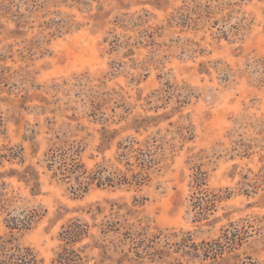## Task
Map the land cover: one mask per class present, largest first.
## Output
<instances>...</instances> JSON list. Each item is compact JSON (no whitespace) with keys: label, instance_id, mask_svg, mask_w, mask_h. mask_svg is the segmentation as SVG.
<instances>
[{"label":"rangeland","instance_id":"rangeland-1","mask_svg":"<svg viewBox=\"0 0 264 264\" xmlns=\"http://www.w3.org/2000/svg\"><path fill=\"white\" fill-rule=\"evenodd\" d=\"M67 230L85 264H264V0H0V237L54 264Z\"/></svg>","mask_w":264,"mask_h":264},{"label":"trees","instance_id":"trees-1","mask_svg":"<svg viewBox=\"0 0 264 264\" xmlns=\"http://www.w3.org/2000/svg\"><path fill=\"white\" fill-rule=\"evenodd\" d=\"M67 153H52L50 156V165L56 166L59 174L64 178L74 179L78 190L87 192L90 182L88 180L99 179L98 183L102 181L98 171L94 177L88 176L87 171L78 162H75L74 158H68ZM69 160L71 162L69 163ZM112 181V180H109ZM122 181V180H120ZM126 182V179L124 180ZM26 226V223H25ZM76 234L71 231H65L63 234V240L66 243V247L58 254L54 264H85L83 258L69 246L75 241ZM37 255L30 247H22L17 243L16 238L11 235L8 238L0 237V264H40Z\"/></svg>","mask_w":264,"mask_h":264}]
</instances>
